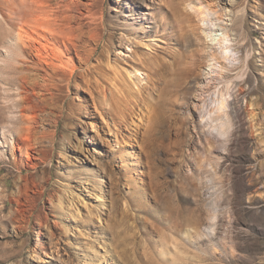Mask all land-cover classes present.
I'll list each match as a JSON object with an SVG mask.
<instances>
[{
    "label": "rangeland",
    "instance_id": "1",
    "mask_svg": "<svg viewBox=\"0 0 264 264\" xmlns=\"http://www.w3.org/2000/svg\"><path fill=\"white\" fill-rule=\"evenodd\" d=\"M195 1L207 0L88 4L81 50L92 51L76 75L98 64L96 90L115 79L130 89L141 60L162 68L127 123L108 109L112 89L96 96L102 119L86 85L29 74L31 140L13 151L16 134L0 127V264H264V0H225L240 61L223 82L233 78L241 106L226 134L190 110L205 60L184 16ZM19 103L0 64V125Z\"/></svg>",
    "mask_w": 264,
    "mask_h": 264
},
{
    "label": "bare ground",
    "instance_id": "2",
    "mask_svg": "<svg viewBox=\"0 0 264 264\" xmlns=\"http://www.w3.org/2000/svg\"><path fill=\"white\" fill-rule=\"evenodd\" d=\"M5 1V25L0 29V53L5 58L0 64L14 79L20 103L18 113L10 116L9 121L0 127H7L8 131L16 134L15 143L11 145L13 151L18 149L20 141L27 143L31 140L27 133L28 126L25 125L28 121L26 110L29 103H37L39 99V95L32 92L35 87L29 85L27 77L31 73L39 75L44 81L63 74L68 77L69 83L74 81V86L86 85L92 96L94 109L102 119L104 112L98 107L96 96L106 98L109 96L108 89H112L108 109L118 111L123 122H128L133 108L139 107L141 102L144 105L142 93L161 75L162 68L159 65L146 64L141 60L134 68L136 83L132 85L135 87L131 86L130 89L127 87V81L120 83L115 79L114 82L104 80L103 87L96 90L95 87L101 84L99 80L93 79L91 74L94 68H98V64L86 66V80L76 75L79 68L76 60H85L86 64L90 61L92 48L84 45V58L81 42L84 27L90 26L89 22L82 19L88 15L85 11L92 13L88 7L91 0H17L16 4L13 3L14 0ZM228 5L229 2L225 0H207L205 3H187L184 7L190 35L198 46L197 52L205 59L192 75L194 92L190 100V110L197 115L200 124L206 125L208 129H215L219 134L228 132L241 110L236 100L237 93L233 90V78L223 82V78L231 77L230 72L237 68L240 61L233 49L235 41L230 33L228 21L222 17L230 15ZM13 15H16L15 20L12 19ZM93 36L91 33L90 37ZM122 47L128 51L127 46L123 44ZM116 55L121 57L122 49H119ZM249 57L250 54H247L246 66ZM238 74L239 71L235 72L233 77L239 78ZM142 81H145V85L136 86ZM140 118L143 125L149 123L150 116L144 110H141ZM91 123L93 125V122ZM1 133L0 139L4 138L3 130ZM113 136L118 142L119 135L114 132Z\"/></svg>",
    "mask_w": 264,
    "mask_h": 264
}]
</instances>
